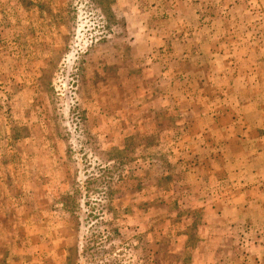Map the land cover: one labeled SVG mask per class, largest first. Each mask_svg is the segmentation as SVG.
Returning <instances> with one entry per match:
<instances>
[{"label": "rangeland", "instance_id": "rangeland-1", "mask_svg": "<svg viewBox=\"0 0 264 264\" xmlns=\"http://www.w3.org/2000/svg\"><path fill=\"white\" fill-rule=\"evenodd\" d=\"M0 264H264V0H0Z\"/></svg>", "mask_w": 264, "mask_h": 264}]
</instances>
